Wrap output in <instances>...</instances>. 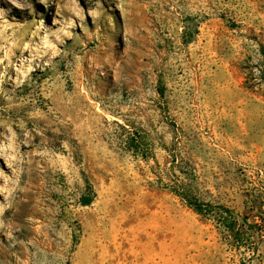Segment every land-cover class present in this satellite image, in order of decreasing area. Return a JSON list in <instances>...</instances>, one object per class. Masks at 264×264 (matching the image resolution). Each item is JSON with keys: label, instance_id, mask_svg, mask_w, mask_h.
<instances>
[{"label": "rangeland", "instance_id": "1", "mask_svg": "<svg viewBox=\"0 0 264 264\" xmlns=\"http://www.w3.org/2000/svg\"><path fill=\"white\" fill-rule=\"evenodd\" d=\"M262 70L264 0H0V264H264Z\"/></svg>", "mask_w": 264, "mask_h": 264}, {"label": "trees", "instance_id": "2", "mask_svg": "<svg viewBox=\"0 0 264 264\" xmlns=\"http://www.w3.org/2000/svg\"><path fill=\"white\" fill-rule=\"evenodd\" d=\"M262 72L264 73V70H262ZM141 147L142 143L131 135L128 144L129 151L139 154L142 151ZM172 170H177L179 174L171 171V176L173 178L169 180L170 183L163 185L167 186L175 196L196 214L205 218L212 217L220 227L233 235L237 242H240L238 236L241 234V230L238 225V220H236L232 210L224 206H215L201 200L196 193L195 174L189 163L183 158L179 163L173 161ZM90 203L91 200L87 199L84 205L88 206ZM247 206L251 213H254L257 209L253 201L247 202Z\"/></svg>", "mask_w": 264, "mask_h": 264}]
</instances>
